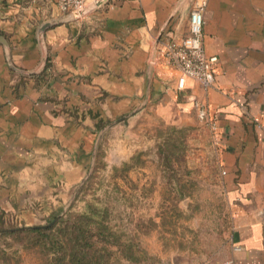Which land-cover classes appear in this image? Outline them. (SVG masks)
I'll use <instances>...</instances> for the list:
<instances>
[{
    "label": "crops",
    "instance_id": "obj_1",
    "mask_svg": "<svg viewBox=\"0 0 264 264\" xmlns=\"http://www.w3.org/2000/svg\"><path fill=\"white\" fill-rule=\"evenodd\" d=\"M198 1L107 0L45 30L47 60L37 74L13 70L0 43V219L31 222L65 203L89 165L99 125L142 104L152 59L146 103L130 117L148 111L184 125L197 120L194 97L210 103L233 222L223 264H264V0H206L203 42L218 58L215 85L203 90L189 79L178 91L177 72L159 63L154 47L167 34L188 33ZM65 13L54 0H0L12 64L34 68L37 27Z\"/></svg>",
    "mask_w": 264,
    "mask_h": 264
},
{
    "label": "rangeland",
    "instance_id": "obj_2",
    "mask_svg": "<svg viewBox=\"0 0 264 264\" xmlns=\"http://www.w3.org/2000/svg\"><path fill=\"white\" fill-rule=\"evenodd\" d=\"M117 123L100 136L91 173L62 206L31 222L0 219V227L45 225L76 190L65 212L78 213L87 203L105 207L109 226L146 253L126 259L112 246L107 264H223L233 222L221 186L220 147L208 128L196 119L168 123L148 111L112 129ZM43 252L0 237V264H47Z\"/></svg>",
    "mask_w": 264,
    "mask_h": 264
},
{
    "label": "trees",
    "instance_id": "obj_3",
    "mask_svg": "<svg viewBox=\"0 0 264 264\" xmlns=\"http://www.w3.org/2000/svg\"><path fill=\"white\" fill-rule=\"evenodd\" d=\"M106 212L105 207L87 203L82 211L65 212L46 227H0V237L12 236L26 248L39 247L47 264H107L112 246L126 259L137 261L138 250L139 256L146 255L122 240L123 234L105 221Z\"/></svg>",
    "mask_w": 264,
    "mask_h": 264
},
{
    "label": "built area",
    "instance_id": "obj_4",
    "mask_svg": "<svg viewBox=\"0 0 264 264\" xmlns=\"http://www.w3.org/2000/svg\"><path fill=\"white\" fill-rule=\"evenodd\" d=\"M91 0H54L63 12L80 10ZM206 0H199L188 15V33L175 39L167 34L157 40L154 51L159 63L168 70H175L176 86L182 91L187 80L196 82L203 90L213 88L218 69L216 55L207 54L203 42V23ZM154 62V61H153ZM197 120L204 124L212 138L221 145V131L217 117L205 98L192 99Z\"/></svg>",
    "mask_w": 264,
    "mask_h": 264
},
{
    "label": "water",
    "instance_id": "obj_5",
    "mask_svg": "<svg viewBox=\"0 0 264 264\" xmlns=\"http://www.w3.org/2000/svg\"><path fill=\"white\" fill-rule=\"evenodd\" d=\"M107 0H91L90 2H88L84 7H82L80 10L78 11H74V12H67L64 15L58 17V18H53V19H49L46 20L44 22H42L36 29L35 31V36H36V40H37V46L39 48L40 51V59L38 64L32 68V69H24V68H19L17 66H14L10 60L9 57V48H8V43L6 41V39L0 35V43L3 45L4 51H5V57L7 60L8 65L15 71L22 73V74H37L40 73L45 65H46V60H47V48L45 45V41H44V32L45 30L55 24L61 23V22H67V21H71L74 20L76 18H79L87 13H89L92 10H95L97 8H99L101 5H103ZM153 69V60L150 59L148 62V67H147V76H148V86L146 89V96L145 99L143 100L142 104L140 106H138L137 108H135L133 111L115 119V120H111L107 123H105L96 133V136L94 138L93 141V145H92V150L90 153V161H89V165H88V170L86 175L84 176V178L80 181L79 185L77 186L76 190L79 189V187L85 182V180L87 179L88 175L91 173L92 169H93V165H94V160H95V155H96V149H97V145H98V141L100 136L102 135V133L109 128V126H111L112 124L121 121L122 119L132 115L134 112H136L137 110H139L140 108H142L144 106V104L146 103V99L149 93V79L151 76V72ZM75 190V192H76ZM75 192L73 193L72 197L70 198V200L67 202V204L64 206L63 210L57 215L55 216L49 223L45 224V225H41L40 227H46L51 225L56 219H58L61 215L64 214L65 210L68 208V206L70 205V202L72 200V198L75 195ZM26 227H31V226H26Z\"/></svg>",
    "mask_w": 264,
    "mask_h": 264
}]
</instances>
